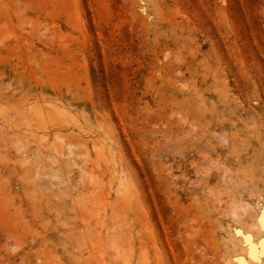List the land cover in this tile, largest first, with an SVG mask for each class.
<instances>
[{"label": "rangeland", "instance_id": "obj_1", "mask_svg": "<svg viewBox=\"0 0 264 264\" xmlns=\"http://www.w3.org/2000/svg\"><path fill=\"white\" fill-rule=\"evenodd\" d=\"M262 217L264 0H0V264H264Z\"/></svg>", "mask_w": 264, "mask_h": 264}, {"label": "snow or ice", "instance_id": "obj_2", "mask_svg": "<svg viewBox=\"0 0 264 264\" xmlns=\"http://www.w3.org/2000/svg\"><path fill=\"white\" fill-rule=\"evenodd\" d=\"M261 223H262V225H264V217L261 218ZM249 239H250V237H249ZM261 243H262V245H264V241H262Z\"/></svg>", "mask_w": 264, "mask_h": 264}, {"label": "bare ground", "instance_id": "obj_3", "mask_svg": "<svg viewBox=\"0 0 264 264\" xmlns=\"http://www.w3.org/2000/svg\"><path fill=\"white\" fill-rule=\"evenodd\" d=\"M49 141V140H48ZM46 142V141H45Z\"/></svg>", "mask_w": 264, "mask_h": 264}]
</instances>
